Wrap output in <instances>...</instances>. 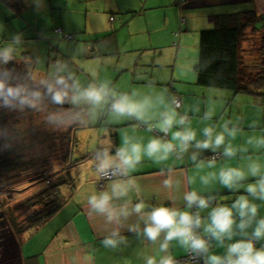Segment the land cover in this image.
Returning a JSON list of instances; mask_svg holds the SVG:
<instances>
[{"label": "crops", "instance_id": "0c3cea01", "mask_svg": "<svg viewBox=\"0 0 264 264\" xmlns=\"http://www.w3.org/2000/svg\"><path fill=\"white\" fill-rule=\"evenodd\" d=\"M81 1L86 3V11H81L79 16L86 24L85 27L76 26L81 21L80 18L68 16L59 22L62 27L59 28L61 34L57 37L54 32L53 35L55 40L62 37L69 42L74 41L73 44L66 45L58 40L56 46L58 50L67 47L63 57L69 60L75 74L80 72L99 80L101 75L106 73L107 80L114 82L113 85L120 91L136 90L141 94H151L167 90L169 94L180 99L181 107L178 111L188 112L191 126L197 130L198 138H202L201 131L204 126L215 124L219 128L225 120H232L241 127L237 138L231 141L234 146L244 144L249 136L264 135V108L259 98L200 86L197 84L195 73L199 55V35L202 30L211 27L209 16L246 10L264 15V0ZM24 10L26 9L23 7L17 16H21ZM181 19H184V23H181ZM31 35L30 33L28 36ZM91 42L92 46L88 49ZM79 43L84 45V50ZM73 45L74 55L71 56L69 50ZM42 46L47 54L49 70L51 61L58 59V52L49 43ZM103 57H108L110 68L103 67ZM27 64L26 69L18 67L17 63L11 66L17 74L23 76L29 67L32 71L35 67L34 63ZM206 111L213 112L211 120L201 119ZM103 120L106 125L102 128L103 125L99 124L102 129L96 133V149L107 147L114 153L124 134L144 144L156 136L144 127L137 128L135 121L121 120L113 123L107 118ZM95 150L89 158L92 169ZM222 150L221 148L216 153L221 154ZM192 151L196 150L189 149L183 161L173 157L160 165L145 156L133 173L140 191L138 194H131L132 203L142 199L149 206L145 211H150L152 206L160 204L175 205L184 209V191L195 189L205 196L215 195L217 202L231 206L237 196L246 194L244 189L235 192L225 189L218 181L205 187L201 185L199 176L209 171L218 172L221 166L243 167L247 161L241 159V156H255L256 153L251 150L247 154L238 153L232 160L221 156L214 169H208L205 165L201 171L190 161ZM213 154L215 153L210 150L199 152L198 160L206 161ZM260 159L264 163V155ZM162 168L164 171H161ZM169 177L174 182H180L178 190L164 188L163 181ZM190 178H195L196 181L192 185H189ZM252 179L249 178L245 183L251 182ZM77 180L71 199L48 221L26 232L24 239L23 235L18 241L12 239L16 248L11 264H145V256L156 255L158 260L159 255H163H157L158 243L152 244L127 230V224L137 222L135 214L121 229V235L127 238V245H121L115 250L103 247L101 240L107 234L104 218L90 215L86 200L92 192L104 190L108 181L101 183L94 172H78ZM255 202L261 205L259 215L264 216V203ZM208 211L202 212V217H206ZM143 227L141 222L140 228ZM239 238L235 237L234 240ZM212 251L222 255L225 250L216 248L213 242ZM170 252L177 260L186 254L175 241L170 245ZM2 260L0 258L1 263Z\"/></svg>", "mask_w": 264, "mask_h": 264}, {"label": "clouds", "instance_id": "9594fccd", "mask_svg": "<svg viewBox=\"0 0 264 264\" xmlns=\"http://www.w3.org/2000/svg\"><path fill=\"white\" fill-rule=\"evenodd\" d=\"M31 3L37 11L44 6V0H31ZM23 47V33H13L0 46V108L20 113L28 110L45 113V123L56 129L88 126L107 118L113 123L135 121L137 128L144 127L148 132L163 134L153 136L146 144L124 134L114 153L107 147L95 150L93 172L108 183L104 190L89 194L86 204L90 215L104 218L107 234L101 240L103 247L115 250L127 245L121 229L135 214L137 222L127 224V230L152 244L158 243L157 255L163 254L158 260L156 255L145 256V264H177L176 257L170 252L173 241L196 264L198 258L203 259V264H264V246H255L257 242L264 241V216L259 215L261 205L255 202L264 203V163L260 159L264 155V135L249 136L244 144L234 146L231 141L237 138L241 127L232 120H225L219 128L215 124L204 126L202 138H198L188 112L178 111L180 101L167 90L141 94L136 90L120 91L107 79H91L83 83L72 71L68 59L56 60L43 77L30 67L21 76L15 69L5 66L17 59ZM33 61L40 62L38 57ZM46 100L54 105L67 104L70 107L47 111ZM212 118L213 112L206 111L201 119ZM0 138L11 141L12 132L0 128ZM11 146L10 142L5 144L6 148ZM221 148V155L226 160L236 158L238 153L247 154L250 150L256 153L255 156H241L247 161L243 167L221 166L218 172L209 171L199 176L201 185L205 187L218 181L220 186L233 192L244 189L246 194L237 196L231 206L217 202L213 207L217 196H205L195 189L184 191V209L160 204L145 211L149 206L142 199L132 203L131 194L140 191L133 173L145 156L160 165L173 157L183 161L189 149H195L190 161L203 171L205 165L214 169L217 158L213 155L206 161L198 160L199 152L210 150L216 153ZM249 178L253 179L245 183ZM195 182V178L189 179V185ZM163 186L168 190H178L180 182L169 177L163 181ZM205 210L209 211L206 217H202ZM141 222L144 225L142 229ZM235 237L240 238L234 240ZM213 242L216 248L225 250L222 255L212 251Z\"/></svg>", "mask_w": 264, "mask_h": 264}, {"label": "rangeland", "instance_id": "374dc122", "mask_svg": "<svg viewBox=\"0 0 264 264\" xmlns=\"http://www.w3.org/2000/svg\"><path fill=\"white\" fill-rule=\"evenodd\" d=\"M19 1L26 9L22 12L23 14L21 16H17L18 14H16L14 10L7 8L0 0V46L9 40L13 33H23L24 39V47L19 50L17 59L11 61L10 64H8L9 66L5 67L13 69L11 64L13 65L17 63L18 67L25 68L28 65L27 62H30L32 65L34 63L33 58L38 57L40 62L34 63L35 67L33 72L38 76L43 77L47 74L48 69L46 59L47 54L42 45L44 43H49L54 47V50L56 49L58 52V59H66L63 56L66 55L67 47L65 46L58 50L56 44L58 40L66 43V45L69 43L73 44L74 41L69 42L62 37L61 39L55 40L53 36L54 30L62 28L59 24L62 18L66 19L69 16L70 18L78 17L81 20V17H79L81 15L80 12L86 11V3L81 0H44L43 8L37 11L31 3V0ZM81 21L78 22L76 26L84 28L86 24ZM30 33L32 34L31 37L28 36ZM54 40L56 42L55 45H53ZM247 41L248 40H246L243 45L249 47ZM79 46L83 50L85 49L84 45L80 43ZM91 46L92 42L87 48L90 49ZM73 47L74 45L69 50L71 56L74 55ZM107 60L108 57H103L101 63L103 64V67L110 68ZM54 62L55 60H52L49 66ZM76 75L83 83L92 79V77H89L84 73L79 72V74L76 73ZM107 78L108 75L103 73L99 80H105ZM113 83L114 82H112V84ZM8 114L12 115L7 119L5 128L12 132L13 139L11 141H6L5 139L0 138V143L3 145L0 155L5 157L26 155L28 156L27 158H30L31 155L35 158H41L42 155H46L47 153V151L40 153L41 150L47 146L58 144L57 136L64 135L71 127L65 126L59 129L50 127L44 121L45 113H36L31 110L20 113L0 108V121L2 120V115ZM1 123L2 121L0 122V126ZM99 124L103 125L102 128L106 125L102 119L94 121L88 126H77L72 132L74 145L73 156L75 154L76 156L82 155L87 157L86 160L82 161V163L69 171L70 181L73 180L72 183H75L78 172H80V174L93 172V169L91 168V160H89V158L90 155H92V151L96 149L98 142L96 137L97 130L102 129ZM9 142L12 146L6 148L5 144ZM42 169L44 170L43 172H41ZM42 169L38 168L33 172H27V174L17 175L10 178L6 176V182L3 184L0 183V258L3 259L0 264H11L10 262L14 261L13 256L16 247L14 248L12 239L15 237L12 230L7 225V221H9L13 229H16L18 226L21 227L18 223L23 220L27 214L38 208L34 203V200L37 198L33 197L39 192L40 185H51L54 180H58V176L53 173L54 169L52 167L50 168V171L44 168ZM45 172L48 173H46L44 177L43 175ZM39 178L43 179L41 183L39 182L40 180L37 181L38 183L34 182ZM50 179L52 181L51 183ZM33 183L34 185H32ZM53 190L51 189L49 194ZM61 199L60 200L63 201V197ZM21 202L29 203L30 207H27V205ZM33 206L36 207L32 209ZM16 224L18 225L16 226ZM25 235L26 233L23 234V239L25 238Z\"/></svg>", "mask_w": 264, "mask_h": 264}, {"label": "trees", "instance_id": "16d2710c", "mask_svg": "<svg viewBox=\"0 0 264 264\" xmlns=\"http://www.w3.org/2000/svg\"><path fill=\"white\" fill-rule=\"evenodd\" d=\"M2 1L16 14L23 10L24 6L20 4L19 0ZM209 21L211 27L202 30L199 35V55L195 65L197 84L208 88L229 90L234 94L255 96L261 100L264 108V15L257 14L253 10H246L212 15L209 16ZM246 40H248L249 47L243 45ZM45 103L47 111H57L61 107L64 110L69 108L66 105H54L47 100ZM11 115H2L0 128L6 127L7 119ZM76 127L73 125L67 133L57 136L58 144L43 148L40 153H44V151L47 153L41 158L31 155L30 158H27L26 155H21L22 157L0 155L1 184L6 182V176L8 178L15 177L33 172L38 168L50 171L52 167L53 173L58 176V180H54L53 183L50 179L51 185H40L39 192L33 197L37 198L34 203L38 208L27 214L18 223L21 227L13 229L7 221V225L17 241L24 233L34 230L48 221L71 199L78 180L75 179V183H72L69 171L87 159L82 155L74 157V154L73 156L72 132ZM2 149L3 145L0 143V151ZM43 171L42 169L41 172ZM41 178L34 182L40 180L41 183L43 180ZM51 189L54 190L49 194ZM62 197L63 201H61ZM21 203L30 207L27 202ZM34 207L36 206H33L32 209Z\"/></svg>", "mask_w": 264, "mask_h": 264}, {"label": "built area", "instance_id": "2783aa9c", "mask_svg": "<svg viewBox=\"0 0 264 264\" xmlns=\"http://www.w3.org/2000/svg\"><path fill=\"white\" fill-rule=\"evenodd\" d=\"M181 23H184V19H181ZM54 32H55V34H56L57 37L61 34V30L60 29H55ZM175 97L180 101V99L177 96H175ZM180 104H181V102H180ZM153 134H155L156 136L163 135V134H161V133H159L157 131H154ZM213 155L216 156L217 160L221 158V154L220 153H215ZM213 155H211L210 158ZM45 174L46 173H44V176H45ZM100 180H101V183H104L105 181H107V180H103V179H100ZM216 203H217V200L216 201H213L212 205H216ZM192 211H195V209H192ZM255 246L257 248L258 247H262V246H264V242H260V243L257 242ZM177 264H196V262L195 261H192L191 258H190V255L188 253H186L184 257H182V258H180V259L177 260ZM198 264H203V259L198 258Z\"/></svg>", "mask_w": 264, "mask_h": 264}]
</instances>
